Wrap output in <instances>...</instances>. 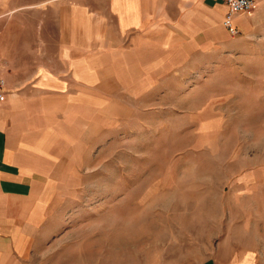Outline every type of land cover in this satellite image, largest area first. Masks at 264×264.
Segmentation results:
<instances>
[{
  "label": "rangeland",
  "instance_id": "374dc122",
  "mask_svg": "<svg viewBox=\"0 0 264 264\" xmlns=\"http://www.w3.org/2000/svg\"><path fill=\"white\" fill-rule=\"evenodd\" d=\"M260 27L234 34L241 41L228 52L185 63L176 54L180 65L160 68L134 96L118 86L110 107L83 127L84 163L56 182L57 233L20 264H261Z\"/></svg>",
  "mask_w": 264,
  "mask_h": 264
},
{
  "label": "crops",
  "instance_id": "0c3cea01",
  "mask_svg": "<svg viewBox=\"0 0 264 264\" xmlns=\"http://www.w3.org/2000/svg\"><path fill=\"white\" fill-rule=\"evenodd\" d=\"M226 11L222 0H0V264H20L57 233L56 182L84 163L83 127L118 86L134 96L180 65L176 54L185 63L233 50L236 34L264 21V0L231 14L233 36Z\"/></svg>",
  "mask_w": 264,
  "mask_h": 264
},
{
  "label": "built area",
  "instance_id": "2783aa9c",
  "mask_svg": "<svg viewBox=\"0 0 264 264\" xmlns=\"http://www.w3.org/2000/svg\"><path fill=\"white\" fill-rule=\"evenodd\" d=\"M226 5L227 11L222 21V25L229 34H236V29L231 25L230 16L233 13L249 14L254 8V0H222ZM4 97L3 80L0 79V101Z\"/></svg>",
  "mask_w": 264,
  "mask_h": 264
},
{
  "label": "bare ground",
  "instance_id": "6f19581e",
  "mask_svg": "<svg viewBox=\"0 0 264 264\" xmlns=\"http://www.w3.org/2000/svg\"><path fill=\"white\" fill-rule=\"evenodd\" d=\"M1 79V78H0ZM3 88H4V81H3ZM4 98V97H3Z\"/></svg>",
  "mask_w": 264,
  "mask_h": 264
}]
</instances>
